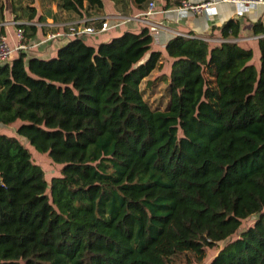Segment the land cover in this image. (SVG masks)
Instances as JSON below:
<instances>
[{
    "label": "trees",
    "instance_id": "trees-1",
    "mask_svg": "<svg viewBox=\"0 0 264 264\" xmlns=\"http://www.w3.org/2000/svg\"><path fill=\"white\" fill-rule=\"evenodd\" d=\"M46 1L78 19L104 7ZM30 2L13 13L26 43L37 32ZM129 2L144 11L153 0ZM238 29L219 28L223 39ZM152 43L147 28L96 46L75 38L54 57L22 52L0 66V125L21 123L0 134V264H172L155 253L171 223L210 246L238 233L209 264H264V38L255 62L230 39L176 36L169 74ZM20 138L60 176L47 183Z\"/></svg>",
    "mask_w": 264,
    "mask_h": 264
},
{
    "label": "crops",
    "instance_id": "crops-1",
    "mask_svg": "<svg viewBox=\"0 0 264 264\" xmlns=\"http://www.w3.org/2000/svg\"><path fill=\"white\" fill-rule=\"evenodd\" d=\"M168 1L169 3L164 0H153L155 13L145 17L143 14L147 9L138 11L129 0H126L124 6L114 5L110 1L106 2L104 0V7L101 13L90 11V17L78 19L67 13L59 14L56 6L54 4L49 5L46 0H35L37 17H43V19L39 20L35 17L33 21L39 26L34 37L29 39L27 43L32 45V49L27 52V56L38 58L54 57L57 49L69 40V38L59 37L52 41L41 43L45 38L44 33H65L69 26L79 23H85L86 27L99 29L104 21L113 27L105 32L85 36L87 43L96 46L118 37L124 32L138 33L141 29L147 28L153 38V49L162 52L163 60L159 71L165 74H169L172 63V59L165 54V45L176 36L186 37L193 34L208 41L211 46L230 39L231 42L237 43L242 48L251 49L253 56L255 54L259 55L258 40L264 38V6H258L255 10L240 16L236 14V7L232 4L219 3L218 0H185V2L190 4L205 2H214L215 4L212 6L211 11L202 15L192 13L179 15L174 11L175 8L181 5L176 6L178 0ZM229 20H234L238 23V33L235 38L223 39L219 28ZM14 23L24 24L23 21H15L14 16L7 23L0 20V34L7 38L10 47H15L17 41ZM254 26H257L258 31L254 30ZM18 55L19 53H16L14 58H17Z\"/></svg>",
    "mask_w": 264,
    "mask_h": 264
},
{
    "label": "rangeland",
    "instance_id": "rangeland-1",
    "mask_svg": "<svg viewBox=\"0 0 264 264\" xmlns=\"http://www.w3.org/2000/svg\"><path fill=\"white\" fill-rule=\"evenodd\" d=\"M106 2L109 1L106 0ZM30 5V0H0V20L7 23L12 20L13 13L17 16H21L24 13L26 14L29 12L28 6ZM33 5L35 6V0ZM254 61H258V56L256 54L254 55ZM163 88L164 86L160 85L157 89V99L160 98V96L162 97ZM20 124V122H17L8 126L0 125V134L12 137L16 136L15 130ZM20 140L29 151L32 162L43 170L47 183H49L52 177L60 176V164L54 163L46 154L36 151L25 139L20 138ZM221 203L227 208H231L235 204V197L233 195L221 197ZM256 219L257 216L252 215L248 219L242 220V224L237 232L252 226ZM237 234L238 233L226 240L222 239L220 241H215L216 245L213 244L210 246L194 241L190 234L171 223L167 226L164 234L158 240L155 253L158 257L172 264H209V261L227 241L234 239ZM205 238L206 242L212 240L209 234H207Z\"/></svg>",
    "mask_w": 264,
    "mask_h": 264
},
{
    "label": "built area",
    "instance_id": "built-area-1",
    "mask_svg": "<svg viewBox=\"0 0 264 264\" xmlns=\"http://www.w3.org/2000/svg\"><path fill=\"white\" fill-rule=\"evenodd\" d=\"M219 3H227L232 4L236 7V14L237 15H244L248 12L255 10L258 6H264V0H218ZM214 2H205L201 4H190L187 2H182L180 6L174 9L175 12L179 15L192 13L195 15H202L211 11ZM155 13V4L151 2L145 13L143 14L145 17L151 16ZM146 22V21H145ZM124 23V22H123ZM16 27V36L17 41L15 47H10L7 38L1 34L0 35V66L10 62L14 59L16 53H27L32 49V45H28L25 42L24 34L21 29H19L14 23ZM34 26L38 27L39 24H33ZM113 26H110L107 22H102L99 29H95L93 27H86L84 24H76L69 26L67 28V32L65 33H57V34H47L45 38L42 40L41 43H46L48 41H52L59 37H65L69 39H84L85 36L94 35L96 33H101L109 30Z\"/></svg>",
    "mask_w": 264,
    "mask_h": 264
}]
</instances>
